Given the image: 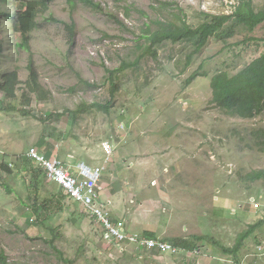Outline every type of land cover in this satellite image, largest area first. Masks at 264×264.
Returning a JSON list of instances; mask_svg holds the SVG:
<instances>
[{
  "label": "rangeland",
  "instance_id": "374dc122",
  "mask_svg": "<svg viewBox=\"0 0 264 264\" xmlns=\"http://www.w3.org/2000/svg\"><path fill=\"white\" fill-rule=\"evenodd\" d=\"M94 1L118 15L128 28L84 3L57 0L37 18L41 28L29 33L28 51L16 47L23 43V35L14 32L13 20L0 18V82L6 73H17L15 94L5 101L0 92V165L8 155H23L34 147L64 164L85 161L104 167L97 195L113 222L145 239H189L194 250L174 243L177 253L159 254L126 242L111 248L104 227L81 219L85 213L81 204L45 174L38 190L39 213H27L24 205L35 194L25 187L29 171L19 168L8 175L0 167V253L9 264H63L47 242L53 238L73 264H264V179L249 177L264 170V152L256 147L261 144L257 134L264 129V117L246 121L225 115L212 104L209 79L219 71L243 68L255 54L251 49L241 56L240 49L224 52L227 42L255 37L263 45L264 24L249 35L236 30L226 42L227 38L212 36L188 68L193 44L168 43L158 60L147 58L110 80L106 68L118 69L122 61L133 62L141 53L138 36L147 22L141 11L151 17L155 13L151 0ZM164 1L178 3L194 27L206 22L202 12L229 15L233 4L232 0ZM253 2L264 5V0ZM11 5H2V11L14 13ZM128 6L136 9L130 17L125 15ZM51 17L60 23L47 22ZM68 25H74V45L66 37ZM31 60L39 86L50 93L46 100L30 93ZM196 73L198 77L184 87ZM84 104L82 112L79 107ZM173 130L170 149L166 139ZM104 146L112 151L106 152ZM170 150L179 155L171 166L167 158L152 160ZM165 170L177 172L168 186L167 174L172 175ZM155 181L167 188L166 194L152 187ZM7 184L11 194L3 186ZM146 189L154 201L141 200ZM250 225H258L255 234L237 254H226L223 249L236 248ZM101 240L103 248L98 246Z\"/></svg>",
  "mask_w": 264,
  "mask_h": 264
},
{
  "label": "trees",
  "instance_id": "16d2710c",
  "mask_svg": "<svg viewBox=\"0 0 264 264\" xmlns=\"http://www.w3.org/2000/svg\"><path fill=\"white\" fill-rule=\"evenodd\" d=\"M56 1L57 0H0V18L3 16L8 20L12 19L14 32L21 33L23 35V43L17 44V48L22 47L23 49H27L28 51L31 50V38L29 36V33L41 28V25L40 23H38L37 18L46 14V12L52 7V4ZM151 1L152 5L150 6V9L155 13L154 16L151 17L148 13L141 11V14L145 18H147V22L144 23L142 33L138 36L139 42L137 44V49L141 52L140 55H138V57L133 62L122 61L121 67L118 69L110 70L106 68V72L108 74H111L110 80L113 78L115 73H121L129 68L137 67L142 61L147 58L158 60L160 57L161 49H164L165 45L168 43H171L173 45L179 43L193 44L195 50L192 55L188 57V62L186 64V68H188L193 61V57L203 49V47L209 42L212 36L227 38L223 40L224 42H226V40L235 35V33L237 32L236 30L249 35L251 33H254L260 25L264 24V5L258 7L254 4L253 0H232V13L229 15L215 16L202 12V15L206 17V22L198 27H194V25L190 24L187 21L185 11L180 7L178 3L164 0ZM68 2H80L82 4L84 3L100 14L114 19L115 22L118 23L121 27L125 29L128 28L126 23L121 20L118 15L107 11L108 8H104L100 3H97L94 0H68ZM11 4L14 5V13L9 14L8 11H2V5H4L5 7H11ZM135 11L136 9L134 8V6L125 7L126 17H130L132 12ZM47 22L60 23L59 20L54 17L47 19ZM73 30L74 25H68V35L66 37L68 38V43L70 45H74L75 41V33ZM227 43L228 44L226 45L224 52H226L227 50V52L236 53V50L240 49L241 56L247 54L251 49L252 53L255 55L250 60H246L245 66L243 68H240L237 72L232 73L229 70H223L215 73L213 76H211V78H209L210 87L213 93L212 104L216 105L220 110H222L225 115L232 118L250 121L264 117V43L263 45H261L262 40H259L255 37H248L244 41H240L237 43ZM1 52L2 49L0 47V54ZM238 57L239 55H234V58ZM30 62L31 63L28 66L30 71V83H28V85L31 86L30 93L37 94L38 96L36 97H38L40 100H46L49 98L50 93L46 91L45 88L39 86L38 71L34 65V62L32 60ZM198 75V73L194 74L187 81L184 87L190 86L192 82L198 77ZM205 76L209 77L206 74ZM16 80L17 73L12 72L6 73L4 81L0 82V92L4 96L5 101L15 94L13 89H16ZM86 84L89 83L86 82ZM113 87L114 89L116 88L115 85H113ZM27 104H30V98H28ZM109 104L110 103L106 105V110H108ZM85 107L86 104L80 105V111H85ZM2 112L5 111L2 110ZM11 114L15 113H9L8 115L10 116ZM45 116H40L41 120L46 121ZM47 119L49 118L47 117ZM257 137L261 139V142L259 141L261 144H258L256 147H258L260 152L263 153L264 129H261L259 131ZM48 148L54 150L55 146L53 144H49ZM29 150L26 153H23V155H8L9 157H11V159L8 160V156L5 157L0 167L1 170L8 175L16 173L19 168H22L25 171H29L30 182L28 184L27 180H25V187L28 190H34L35 194H30V196H28L27 199L29 204L27 205L24 202L26 204L24 206H26L27 208V213L28 211H30L33 215H36L39 213L38 207L40 205L36 207V204L38 201V190L41 186V183H44L41 182L44 179V171L43 168L39 166L37 161L27 156ZM13 166L17 167V170L12 169ZM249 177L253 181L264 179V170L255 172ZM3 186L6 188V190H9L10 194L12 193V190L10 189V186L8 184ZM69 199L72 198L69 197ZM87 211H84L86 214L84 213L82 216H80V218L84 220L88 219L89 222L92 223L93 221L96 224V219ZM25 222H27L26 219H23V223ZM96 225L98 226L100 224L97 223ZM98 227L102 226L100 225ZM50 228L53 231V234L56 235L55 229H53L52 227ZM257 228L258 225H250L247 231L241 233L239 243L237 244L236 248H224L223 251L226 254H237L238 251L244 247L245 240L249 236L255 234ZM197 239L199 240V238ZM54 241L55 239L52 238L51 241L47 242H50L52 244L57 258L61 260L60 263L73 264L74 260L70 257H66L65 253L59 250L54 245ZM167 241L172 243V245L174 243L175 245L179 246V248L184 249L185 251L194 250L190 245L189 239H167L166 242ZM104 243L105 242L101 240L98 242V246L103 248ZM107 244H109L111 248H114L116 246V244L114 243ZM81 250L82 247H78V252H80ZM156 252L159 254L162 253L160 251ZM134 256H131L130 258H133ZM0 264H9L4 253H0Z\"/></svg>",
  "mask_w": 264,
  "mask_h": 264
},
{
  "label": "built area",
  "instance_id": "2783aa9c",
  "mask_svg": "<svg viewBox=\"0 0 264 264\" xmlns=\"http://www.w3.org/2000/svg\"><path fill=\"white\" fill-rule=\"evenodd\" d=\"M121 126L125 125L122 124ZM104 148L108 153L112 151L105 146ZM27 156L37 161L39 166L43 168L48 180L55 181L62 186L69 197L81 204L84 211L88 210L87 212L96 219V222L102 228L104 227L105 237L109 243H114L117 246V244L126 242L136 246L137 249L154 250L162 253L178 252L169 242L130 235L123 225L115 223L109 218V214L104 212L108 207L99 200L97 195L98 182L101 180L104 167L91 166L86 162H79L74 166L67 165L68 163L64 164L57 159L53 160L41 155L34 147L29 150ZM95 210H97L98 215L95 214Z\"/></svg>",
  "mask_w": 264,
  "mask_h": 264
},
{
  "label": "crops",
  "instance_id": "0c3cea01",
  "mask_svg": "<svg viewBox=\"0 0 264 264\" xmlns=\"http://www.w3.org/2000/svg\"><path fill=\"white\" fill-rule=\"evenodd\" d=\"M174 130L170 133V134H168L169 136H172L171 138H169L168 137V139H166L167 141H168V144H169V146H170V149H171V142H172V139H173V137H174ZM167 147V146H166ZM167 150H168V147H167ZM178 153V152H177ZM177 153H173L172 152V150H170V151H166L162 156H159V155H155L154 157H153V159L152 160H158L159 158H160V160H164L165 158H167V160H168V163L170 164V166H171V164H173V163H175L176 161V158L177 157H179V155L177 156ZM175 158V159H174ZM142 167V166H141ZM144 168V167H143ZM165 168H169L167 165H166V167ZM134 169V168H133ZM140 169V168H139ZM165 171H167V170H165ZM167 173H169V175H172V176H168V174H167V180L165 181V184H166V186H168V184L175 178V175H176V173L177 172H173V171H167ZM154 183V182H153ZM153 188H156L157 189V192H158V194H166L167 192V188L163 185V187L161 188V185H160V181H155V184L152 186ZM169 191H173V192H175L176 191V189H174V190H169ZM149 196H152V197H150V199H147ZM154 195H152L151 194V191L150 190H148V189H146L145 190V193L143 194V198L141 199L144 203H149V202H151V201H154ZM135 217V216H134ZM166 236V235H165ZM245 259V258H244Z\"/></svg>",
  "mask_w": 264,
  "mask_h": 264
},
{
  "label": "bare ground",
  "instance_id": "6f19581e",
  "mask_svg": "<svg viewBox=\"0 0 264 264\" xmlns=\"http://www.w3.org/2000/svg\"><path fill=\"white\" fill-rule=\"evenodd\" d=\"M123 125H125V124H123ZM126 126V125H125ZM48 179V178H47Z\"/></svg>",
  "mask_w": 264,
  "mask_h": 264
}]
</instances>
